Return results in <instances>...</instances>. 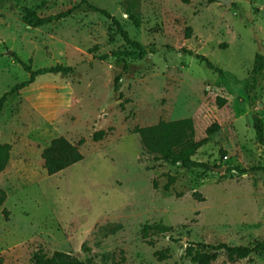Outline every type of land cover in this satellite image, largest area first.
Listing matches in <instances>:
<instances>
[{
    "label": "rangeland",
    "instance_id": "1",
    "mask_svg": "<svg viewBox=\"0 0 264 264\" xmlns=\"http://www.w3.org/2000/svg\"><path fill=\"white\" fill-rule=\"evenodd\" d=\"M228 1L141 0L137 27L124 0H88L144 46L135 60L116 55L125 41L81 0H0V98L30 78L17 58L34 71L74 69L38 77L3 110L0 146L12 150L0 174V264H30L40 251L92 264H196L187 255L196 244L264 242V147L254 128L255 116L264 121V72L252 74L264 55V0ZM75 7L42 27L26 21V10L45 18ZM188 118L195 140L208 139L194 159L209 171L155 162L135 133ZM61 137L84 141V158L50 176L42 155ZM169 177L176 181L166 190ZM146 225L171 231L146 238ZM212 264H264V256L230 262L221 254Z\"/></svg>",
    "mask_w": 264,
    "mask_h": 264
},
{
    "label": "trees",
    "instance_id": "2",
    "mask_svg": "<svg viewBox=\"0 0 264 264\" xmlns=\"http://www.w3.org/2000/svg\"><path fill=\"white\" fill-rule=\"evenodd\" d=\"M184 4H189L190 0H181ZM141 0H124V5L126 8V14L128 18L134 23L135 26L139 27L141 24L140 17L138 15V9ZM88 5L89 8L97 12L107 19L111 20L117 33L123 38L128 49L123 52L116 53L117 56H123L132 58L135 60L143 59L146 56V51L144 46L134 41L129 33L124 29L122 24L118 19L111 15L107 10L100 9L96 6L91 5L88 0H81L78 6ZM76 8L69 9L65 12L59 13L55 16H49L45 18L39 17L36 13L26 10V21L35 28L45 26L54 21H59L70 17ZM131 48V50H129ZM192 54V53H190ZM197 59L201 63H205L208 68L215 71L220 77L228 78L225 71L216 67L213 63L209 61L208 58L198 55ZM18 62L24 68L26 72L30 74L28 81L21 84L15 85L8 93H6L2 98H0V118L2 117L3 110L8 103V101L17 95L21 90L31 86L38 77L46 74H56L62 76H68L74 72L71 67H66L63 65H56L50 68H42L34 71L30 65L26 64L19 58ZM264 72V55L258 53L255 56L254 67L252 74L254 77L261 76ZM121 77L116 78V89L118 88ZM226 101L219 100V104L223 105ZM219 125L214 124L207 130V136L213 135L219 130ZM254 128L256 132V138L258 143L264 147V121L259 116H255ZM135 133L139 135L141 144L144 150L153 156L155 162H163L173 166H181L186 170L200 169L204 171L211 170V167L206 163L198 162L194 159L198 151L207 144L208 139H203L201 141L195 140V128L194 122L191 118L182 119L174 122H160L158 125L137 128ZM106 135V132L100 131L95 134L94 140L101 141ZM84 141H81L78 145L71 143L66 138L54 139L50 146L46 148L43 152L42 158L44 160L45 169L50 176L58 174L73 165L81 162L83 160V155L80 151V147L83 145ZM12 146L9 144L0 146V174L4 172L10 161ZM228 172H238L240 174L246 173L248 171L239 168H229ZM175 177H169V183L166 185L165 189L170 190L171 186L175 183ZM7 200V195L5 191L0 189V207L4 205ZM171 231L170 228L162 225H146L144 227V236L148 238L150 235L156 234H166ZM169 252V251H167ZM163 258H168V255L161 253ZM221 254H224L230 262H237L241 260H246L250 256L256 254L264 256V242L256 245L255 247L249 246H230L227 244L220 245H210V244H196L194 248L189 247L187 249V255L192 258V261L196 264H212L217 261ZM30 264H92L91 262H83L77 257L65 253V252H55L53 254H47L45 252L35 253ZM114 264H126L125 259Z\"/></svg>",
    "mask_w": 264,
    "mask_h": 264
},
{
    "label": "water",
    "instance_id": "3",
    "mask_svg": "<svg viewBox=\"0 0 264 264\" xmlns=\"http://www.w3.org/2000/svg\"><path fill=\"white\" fill-rule=\"evenodd\" d=\"M225 4L230 5L231 1L228 0H222ZM8 55H12V52H9ZM222 171H224V169H221Z\"/></svg>",
    "mask_w": 264,
    "mask_h": 264
}]
</instances>
